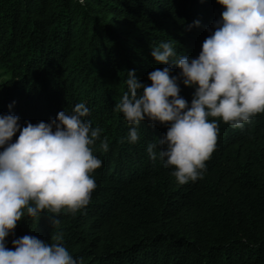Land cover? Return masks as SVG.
<instances>
[{"label":"trees","instance_id":"obj_1","mask_svg":"<svg viewBox=\"0 0 264 264\" xmlns=\"http://www.w3.org/2000/svg\"><path fill=\"white\" fill-rule=\"evenodd\" d=\"M223 10L216 0H0V115L18 116L23 127L82 102L85 119L102 129L90 203L75 214L25 217L8 248L62 232L82 264H264V113L242 129L218 121L202 178L181 185L147 152L168 126L145 119L131 144L115 110L129 71L145 85L157 68L179 76L171 61H154L151 47L171 40L178 55L197 58ZM178 83L190 105L195 89ZM105 137L107 152L99 150Z\"/></svg>","mask_w":264,"mask_h":264},{"label":"clouds","instance_id":"obj_2","mask_svg":"<svg viewBox=\"0 0 264 264\" xmlns=\"http://www.w3.org/2000/svg\"><path fill=\"white\" fill-rule=\"evenodd\" d=\"M216 3L224 10L199 56L178 55L171 40L151 47L154 61H171L179 76L169 67L157 68L148 74L150 85H145L129 71L127 91L115 105L130 125L131 144L140 140L145 119L168 126L164 138L149 143L147 152L152 160L158 155L164 167L173 168L181 185L202 178L216 147L218 121L242 129L264 113V0ZM178 81L195 89L190 105L180 96ZM89 114L81 102L48 123L26 122L23 127L18 116L0 115V264H82L62 243V232L51 234L48 242L26 235L13 240L11 249L5 240L25 217L75 214L90 203L96 188L92 174L102 166L93 146L102 129L91 126L85 119ZM108 149L105 137L99 150Z\"/></svg>","mask_w":264,"mask_h":264}]
</instances>
